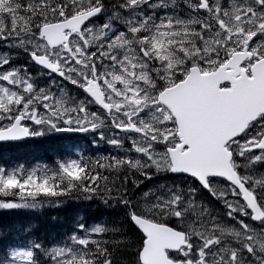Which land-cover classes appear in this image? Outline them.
I'll return each instance as SVG.
<instances>
[{"label":"snow or ice","instance_id":"1","mask_svg":"<svg viewBox=\"0 0 264 264\" xmlns=\"http://www.w3.org/2000/svg\"><path fill=\"white\" fill-rule=\"evenodd\" d=\"M69 203L0 264H264V0H0V210Z\"/></svg>","mask_w":264,"mask_h":264},{"label":"trees","instance_id":"2","mask_svg":"<svg viewBox=\"0 0 264 264\" xmlns=\"http://www.w3.org/2000/svg\"><path fill=\"white\" fill-rule=\"evenodd\" d=\"M15 154L19 155L22 159L27 161L31 155V152L26 147H24V145H21L18 149L15 150ZM87 212L88 215L91 214V208H89V206L87 208ZM97 213L98 215H101L103 213V210H97Z\"/></svg>","mask_w":264,"mask_h":264}]
</instances>
